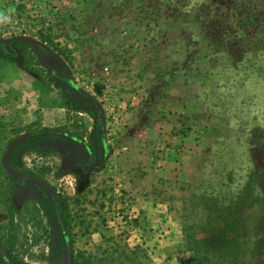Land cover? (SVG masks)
<instances>
[{"label":"rangeland","instance_id":"rangeland-1","mask_svg":"<svg viewBox=\"0 0 264 264\" xmlns=\"http://www.w3.org/2000/svg\"><path fill=\"white\" fill-rule=\"evenodd\" d=\"M16 35L41 43L63 75L25 40L13 42L17 55L0 45V237L19 264H68L69 244L83 264H188L187 233L214 205L198 196L227 201L249 171L255 200L247 205L246 186L238 207L243 233L258 239L247 259L264 264V0H0V38ZM90 95L129 111L128 168L114 158L86 173L77 165L86 159L79 138L107 135ZM52 106H65L60 128L76 139L33 134L11 153L54 196L35 179H15L3 161L9 143L42 128ZM167 124L168 134L188 139L161 137ZM167 148L194 149L183 158H192L189 173L174 172Z\"/></svg>","mask_w":264,"mask_h":264},{"label":"trees","instance_id":"trees-1","mask_svg":"<svg viewBox=\"0 0 264 264\" xmlns=\"http://www.w3.org/2000/svg\"><path fill=\"white\" fill-rule=\"evenodd\" d=\"M87 111H89V113H94L91 112L90 109H87ZM34 135L66 137L61 133L55 132L39 133ZM10 163L16 169H20L18 165L19 163L13 159L12 153L10 155ZM1 166L2 165L0 164V169ZM245 177L246 186L251 185L249 192L245 197L247 205H249L253 202V200H255L250 199V197L255 196V173L252 174L251 171H249ZM12 180L14 179L12 178ZM246 186L240 188L236 195H232L234 197H230V199L224 202L221 201L220 195H214V193L206 195L200 194L198 196V198L203 200L212 199L214 205L213 210L210 209L209 204H207V206H209V210L204 207V209L209 212L207 219L201 220V222H204L203 224H197L193 231L187 233V246L188 249L191 250V254L188 258V264H253V259L249 261L247 258L249 254H252L253 258L257 256L254 244L258 242V239L255 235L252 236L248 234V232L243 233L248 227H246L247 224L243 218L241 209L238 207V201L240 198H243ZM227 187L230 186L227 185ZM230 189L231 188L227 189V193L230 192ZM54 208L56 212L62 216V214L64 215V212L66 211L67 205L60 199L57 200ZM59 222L62 224V228H64L65 220H59ZM202 230L208 231V236L202 235ZM243 234L245 237H242L244 236ZM0 242L4 246L6 252V256H4L0 251V256L4 264H8V261L10 264H19L14 258L12 245H8L2 237H0ZM10 243L13 244L11 241ZM263 255L264 253H261V256ZM72 264L83 263H79L78 259L74 258Z\"/></svg>","mask_w":264,"mask_h":264},{"label":"crops","instance_id":"crops-1","mask_svg":"<svg viewBox=\"0 0 264 264\" xmlns=\"http://www.w3.org/2000/svg\"><path fill=\"white\" fill-rule=\"evenodd\" d=\"M102 106V112H101V118L104 122L105 125V131L106 134H113L115 136V138H117L115 141L110 140L107 137V144H108V149H109V155L107 158V162L105 165V168H107V166L110 163V160L112 158H114V160L119 161V164L123 163L125 166L124 168H128L129 166V150L130 148H132V150L134 149V147L129 145V111L125 110L124 108L120 109V108H116L111 107L110 104H104L101 103ZM122 106V105H121ZM46 109L43 113V118H42V128L40 129H58L61 132H55V133H61L63 135H67L62 133L63 130H61L60 126H62L63 124H65L67 122V114H66V110H65V106H52V107H47L44 108ZM162 122V121H161ZM162 124V123H161ZM158 128V127H156ZM170 129V128H169ZM168 129V124L166 125H162V128H158V130L161 133V137H163L164 139H169L171 141L176 142V141H180L182 139H188L187 136H182V134H174V133H167V131H169ZM172 129V127H171ZM38 130V129H36ZM33 131V130H32ZM67 132V131H65ZM69 134V136H75L74 133L72 132H67ZM106 135V136H107ZM183 149L185 150L186 148L183 147ZM135 150V149H134ZM192 150H187L184 151V153L180 152L178 154H173L174 149L172 148H167V152L168 153H172L173 156L169 157L168 159H170V161L168 162L169 164H174L175 168L178 167V170H174L175 173L178 174H186L189 173V170L192 169V158L188 159H183V158H187L188 156L191 157L193 155V153H195V151ZM189 154H188V153ZM191 154V155H190ZM167 159H163L162 164L164 165ZM161 164V163H158ZM127 166V167H126ZM160 170L162 171L163 169H158L156 170L157 172H160ZM153 171V170H152ZM154 172V171H153ZM165 172H168L167 174H170L171 171L170 170H163L162 174H165ZM125 173L128 175L129 173L127 171H125ZM125 174V175H126ZM123 173V177L120 179H122V183L120 185L129 188V180L126 179V176ZM124 178V179H123Z\"/></svg>","mask_w":264,"mask_h":264},{"label":"water","instance_id":"water-1","mask_svg":"<svg viewBox=\"0 0 264 264\" xmlns=\"http://www.w3.org/2000/svg\"><path fill=\"white\" fill-rule=\"evenodd\" d=\"M25 40L27 42H29L32 47L34 48L35 52L37 53L39 59L41 60L43 66L50 72V73H53L54 75H57L59 77L63 76L60 72H58L57 70H55L53 67H51L45 60L44 56H43V53H42V45L41 43H39L35 38H33L32 36H29V35H16V36H12V37H3V38H0V45L2 46V50L5 52V53H9V54H12V55H17L18 54V51L16 50V48L13 46V42L15 40ZM82 93H84L85 95H88L89 94L82 88H78ZM90 97L94 100V102L96 103V107H97V111H98V118H101V112H102V106H101V103L99 101H97V99H95L94 97H92L90 95ZM47 132H61L59 131L58 129H49V128H46V129H38V130H33V131H29V132H26V133H23L21 135H19L18 137H16L15 139H13L9 145L7 146L6 150H5V153H4V158H3V161H4V166L6 168V170L17 180L19 181H22L23 179H28V178H31V179H35L37 181H39L43 186H45L47 188V190L49 191L50 195L51 196H54L55 195V192L52 188V186L45 180L39 178V177H36V176H33V175H29V174H26L22 171H19L18 169H16L15 167H13L10 163V153L13 149V147L20 141H22L23 139L27 138L28 136L30 135H33V134H38V133H47ZM62 133L64 134H67L69 135L67 132L65 131H62ZM90 167L89 165H84V168L86 170L88 169H99L101 167L99 166H96L93 161L90 162ZM55 204H56V200H55ZM58 207V206H57ZM66 237H67V234H66ZM69 240H68V244H69ZM69 250H70V256H69V261H68V264H72V249H71V246L69 244ZM0 251L2 252V254L4 256H6V252H5V248L4 246L2 245V243L0 242ZM8 264L9 261H8Z\"/></svg>","mask_w":264,"mask_h":264},{"label":"flooded vegetation","instance_id":"flooded-vegetation-1","mask_svg":"<svg viewBox=\"0 0 264 264\" xmlns=\"http://www.w3.org/2000/svg\"><path fill=\"white\" fill-rule=\"evenodd\" d=\"M73 139H76V137L74 136ZM79 141L82 144V146L85 148L86 159H83L81 161H77L76 163H77V165L79 164L82 167V170L84 171V173H86V169L84 168V165H89V167H90L91 161H93V163L96 166H101V164L106 165L107 158L109 155V149H108L106 136L104 133L101 132V129L99 130V133H96L95 135L92 136L91 143H89V141H85L83 139L80 140V138H79ZM96 145L100 146V148L102 150V154L96 153ZM99 160H100V165H99V163H97ZM22 181H24V179ZM60 220H62V216H61Z\"/></svg>","mask_w":264,"mask_h":264}]
</instances>
